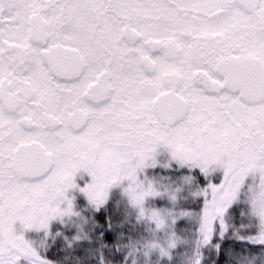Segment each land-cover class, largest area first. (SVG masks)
<instances>
[{
  "label": "snow or ice",
  "instance_id": "1",
  "mask_svg": "<svg viewBox=\"0 0 264 264\" xmlns=\"http://www.w3.org/2000/svg\"><path fill=\"white\" fill-rule=\"evenodd\" d=\"M0 264H264V0H0Z\"/></svg>",
  "mask_w": 264,
  "mask_h": 264
}]
</instances>
